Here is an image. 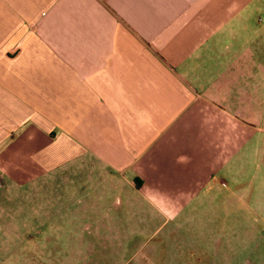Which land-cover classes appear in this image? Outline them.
I'll use <instances>...</instances> for the list:
<instances>
[{"label": "crops", "instance_id": "1", "mask_svg": "<svg viewBox=\"0 0 264 264\" xmlns=\"http://www.w3.org/2000/svg\"><path fill=\"white\" fill-rule=\"evenodd\" d=\"M0 175L264 264V0H0Z\"/></svg>", "mask_w": 264, "mask_h": 264}, {"label": "rangeland", "instance_id": "2", "mask_svg": "<svg viewBox=\"0 0 264 264\" xmlns=\"http://www.w3.org/2000/svg\"><path fill=\"white\" fill-rule=\"evenodd\" d=\"M49 185L37 180L21 186L0 175V264H235L209 257L203 228L190 224L187 211L160 227L155 212L110 211L107 201L100 211H66L59 183ZM50 189L57 191L51 195ZM65 202L74 206L75 196ZM43 218L58 225H37ZM60 218L72 226H59L54 219Z\"/></svg>", "mask_w": 264, "mask_h": 264}]
</instances>
